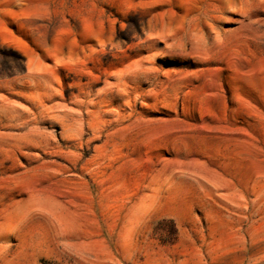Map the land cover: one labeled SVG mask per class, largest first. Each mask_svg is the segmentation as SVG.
<instances>
[{"label": "rangeland", "instance_id": "374dc122", "mask_svg": "<svg viewBox=\"0 0 264 264\" xmlns=\"http://www.w3.org/2000/svg\"><path fill=\"white\" fill-rule=\"evenodd\" d=\"M0 264H264V0H0Z\"/></svg>", "mask_w": 264, "mask_h": 264}]
</instances>
